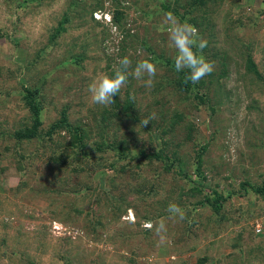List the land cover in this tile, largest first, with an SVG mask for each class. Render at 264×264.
Listing matches in <instances>:
<instances>
[{
	"label": "trees",
	"instance_id": "1",
	"mask_svg": "<svg viewBox=\"0 0 264 264\" xmlns=\"http://www.w3.org/2000/svg\"><path fill=\"white\" fill-rule=\"evenodd\" d=\"M224 1L109 0L108 8L105 0L96 1L88 11L90 19L101 28L100 40L96 45L107 55L105 73L111 74L113 65L125 56L132 62L128 81L114 97L115 103L103 106L76 99L69 100L59 111L58 117L48 123L46 117L49 115L45 112L48 101L45 94L50 87L48 84L52 82L53 85L50 87L52 94L49 95L52 99H55L56 89L61 85L58 79L50 77V71L40 73L35 69L36 63L43 57L41 51L32 56L29 60L33 58V61H27L24 68L35 73L27 75L20 85L23 91L22 100L30 115L12 136L18 144L43 139L49 141L51 147L55 145L56 149L58 144L62 145L61 154L54 159L55 171L52 169L46 180L50 184H69L68 177H59L56 170H65L68 159L76 163L72 173L83 178L73 188L64 189L67 187L62 186L58 193L73 198L69 204L79 216L84 210L82 206L79 208V205L86 202L93 209L94 203L104 202V216L110 223L121 224L125 221L130 227L140 229V237L143 236L144 242L153 245V248L159 243L155 226L163 221L167 226L166 242L171 244L173 255L198 251L201 239L209 237L206 233L200 235V231L208 228L213 240H219L225 249L234 250V254L226 260L228 264H237L238 261L244 260L241 244L245 234L239 233L233 238H227L225 235L229 229L237 226L240 218L250 219L264 213V209L258 212L251 210L249 206H236L234 200L238 197L247 198L264 205V173L254 176L251 175V169L245 165L232 167L221 163V160L211 155L210 149L221 131V110L224 105L234 100L228 88L234 71L242 77L248 96H251L250 92L256 95V99L252 100L251 111H259V99L264 97V61L261 64L256 62L252 43H246L242 47H219L216 36L222 34H217L218 18L215 17L225 5ZM77 5L75 2L73 6ZM168 11L195 25L199 35L207 41L203 54L213 62L214 71L197 84L185 82L186 70L180 73L174 70L171 55L176 53V50L170 45L163 23L164 13ZM74 12L69 10L64 14L61 23L50 37L53 38V43L68 32L66 24L72 21ZM97 12H101V19L94 18ZM105 15H109L110 19H105ZM133 15L137 18H133ZM219 40L222 41L221 36ZM261 46L256 47V52L261 51V57L264 59V46ZM85 48L88 49L87 46ZM109 49L112 52H107ZM86 50L80 55L71 53L61 62V67H64L68 76L72 75V65L69 63H74L77 69L80 68L87 58ZM138 54L142 57L141 60L154 57L157 70L166 72L163 76L165 78H160L158 92L165 91L168 86L163 83H167L166 85L176 89V93H181V98H177L178 94L173 92L175 103L163 94L162 98H165L159 97L156 102H148L145 105L139 93L132 91L134 81L131 72ZM24 81L27 84H24ZM249 84H253V89L250 88L252 90L249 89ZM70 90L71 88L67 91ZM195 110L210 112L209 122L215 126V131L211 132L209 138L203 135L193 121L192 114ZM72 111L76 112L70 113ZM82 112H85V115ZM153 115L155 118L147 126L141 123L143 119ZM252 156L249 154L247 158L252 159ZM101 171L107 174L105 188L97 189L95 187L99 184L94 176ZM151 174L153 181L149 180ZM49 192L53 191L47 188L44 193ZM170 202L177 203L185 210V220L170 218L167 211ZM130 211L135 221L129 219ZM95 213L93 209V214ZM77 221L78 219L72 216L66 218L67 225H73ZM148 222L152 223V228L145 226ZM96 224V230H101V221ZM175 230L181 233L180 241L194 240V245L185 250L186 243L180 248L171 238L175 235ZM152 234L155 240H151ZM115 235H112V238ZM137 236L138 232L129 236L121 233L117 238L129 247L128 241ZM224 237L228 241L227 247L222 243L225 241ZM212 245L215 246L214 241L208 248ZM257 249L261 251L259 246ZM255 251L256 248L248 252L246 264L248 260L252 261L250 257ZM70 256L71 254L61 252V262L88 264ZM180 262L187 264V260L182 258ZM196 264H210V260L203 256Z\"/></svg>",
	"mask_w": 264,
	"mask_h": 264
},
{
	"label": "rangeland",
	"instance_id": "2",
	"mask_svg": "<svg viewBox=\"0 0 264 264\" xmlns=\"http://www.w3.org/2000/svg\"><path fill=\"white\" fill-rule=\"evenodd\" d=\"M96 1L98 0H0V264H65L61 262V252L71 254L70 258L76 257L88 264H182L180 258L187 260V264H196L203 256L209 258L210 264H228L226 260L234 254V250L225 249L219 240H213L208 228L200 231V235L206 233L209 237L201 239L198 251L173 255L169 242L162 245L158 243V246L153 248V245L151 247L144 242L143 236L140 237V229L130 227L125 221L121 224L110 223L104 216V202L94 203L96 206L93 204L95 214L86 202L79 205V208H84L79 216L69 204L73 198L58 193L62 186L67 187L64 189L73 188L83 178L72 173L76 163L68 159L65 170H56L59 177H68L69 184H50L46 180L50 171H55L54 159L61 154L62 145L58 144V150L55 145L51 147L50 142L43 139L18 144L12 136L30 115L22 100L23 91L20 85L27 75H35L24 68L27 61H33V58L29 59L38 52L42 51L43 57L36 63L35 69L40 73L50 71V77L58 79L61 85L56 89L55 99H52L49 95L53 85L52 82L48 84L50 87L45 94L48 100L45 109L49 115L46 117L48 123L58 117L59 111L69 100L87 101L93 105L87 91L88 85L98 75L105 73L104 69L108 63L106 52L96 45L100 40L101 28L90 19L88 11ZM105 1L108 8L110 2ZM75 2L78 4L76 7L73 6ZM224 2L222 3L225 5L221 9L218 8L221 11L215 17L218 18L217 34H222L216 36L219 47H242L246 43H252L256 62L263 63L261 51L256 52V47L264 46V0ZM208 7L214 9L211 5ZM69 10L75 12L72 21L66 24L68 32L53 43V38L50 37ZM101 17V12L94 15L97 19ZM104 17L110 19L109 15ZM220 36L222 41L219 40ZM85 46L88 47L87 50ZM84 50L88 54L85 62L78 69L74 67V63H69L72 65V75L68 76L64 67H61V62L71 53L80 55ZM107 52L112 51L109 49ZM175 55L176 53L171 55L173 60ZM141 58L138 54L136 63L141 61ZM164 75V70H157L151 87H145L143 80H137L133 76L132 91L139 93L145 105L148 102H156L163 94L175 103L174 95L178 94L177 98H181V93H176L174 87L163 83L168 87L165 91L158 92L160 78ZM229 80L228 88L234 100L224 105L221 110V131L217 138L212 140L210 153L221 160V163L232 167L245 165L253 172L251 175H261L264 173V97L259 99V111H251L252 100L256 99V95L250 92L251 96H248L243 79L236 71ZM24 84L27 83L24 81ZM252 85L249 84V89H253ZM70 88L71 90L67 91ZM74 112L76 111L70 113ZM82 114L85 115V112ZM209 118L208 110H195L192 114L193 121L206 138L215 131V126L209 122ZM249 154L253 155L252 159L247 158ZM236 173L239 175L238 170ZM106 177L104 171L94 176L99 184L95 188L104 189ZM149 180L153 181L152 174ZM47 188L53 192L44 193ZM234 204L249 206L251 210L258 212L264 209L263 204L259 205L247 198H235ZM69 216L78 219L75 225H67L66 218ZM131 218L135 221L132 215ZM99 221L103 226L101 230H96V223ZM237 222V226L229 229L225 235L227 238H233L239 233L245 234L241 244L244 260L238 261L237 264H246L248 252L255 248L254 255L250 257L252 261L248 260V264H264V213L250 219L240 218ZM257 228H261L262 232L256 234ZM136 232L138 236L128 241L129 247L117 238L121 233L129 236ZM173 234L175 235L171 238L180 248L186 243L185 250L194 245V240L180 241L181 233L176 230ZM112 235L115 237L112 238ZM225 237L222 243L227 247L228 241ZM151 240H155L153 234ZM212 241L215 246L212 245L209 249ZM258 246L261 251L257 249Z\"/></svg>",
	"mask_w": 264,
	"mask_h": 264
},
{
	"label": "clouds",
	"instance_id": "3",
	"mask_svg": "<svg viewBox=\"0 0 264 264\" xmlns=\"http://www.w3.org/2000/svg\"><path fill=\"white\" fill-rule=\"evenodd\" d=\"M163 23L166 26L170 45L176 50L174 70L177 73L186 70L185 82L193 84L199 83L205 76L210 75L214 71V64L203 54L207 47V41L199 35L197 27L187 20H181L171 11L164 13ZM131 68V60L125 56L118 59L113 65L111 74H100L93 79L87 88L92 102L103 106L115 103L114 97L126 85ZM131 75L137 80H143L145 87H151L157 75L155 58L138 61ZM154 118V115L147 117L141 123L147 126ZM167 211L172 219L179 221L186 219L185 210L175 202L169 203ZM131 215L134 217L133 213L130 212L129 219L132 221ZM145 226L147 228L153 227L151 222ZM155 235L159 237L161 245L166 243L167 226L163 221L156 224Z\"/></svg>",
	"mask_w": 264,
	"mask_h": 264
},
{
	"label": "built area",
	"instance_id": "4",
	"mask_svg": "<svg viewBox=\"0 0 264 264\" xmlns=\"http://www.w3.org/2000/svg\"><path fill=\"white\" fill-rule=\"evenodd\" d=\"M262 232V229L261 228H257V233H261Z\"/></svg>",
	"mask_w": 264,
	"mask_h": 264
}]
</instances>
